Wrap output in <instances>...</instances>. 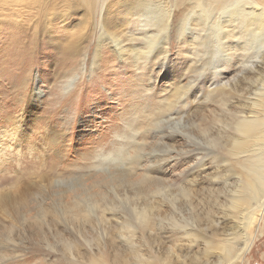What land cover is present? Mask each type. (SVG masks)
<instances>
[{"label": "bare ground", "instance_id": "obj_1", "mask_svg": "<svg viewBox=\"0 0 264 264\" xmlns=\"http://www.w3.org/2000/svg\"><path fill=\"white\" fill-rule=\"evenodd\" d=\"M120 1L103 0L100 10L96 11L94 0H78L76 3L68 0H1L0 6L4 10L0 8V33L9 35L7 42L11 48L2 51L0 62L21 58L16 65L19 70L16 77L19 78L27 71V53L44 46L38 40H59L51 36L49 30L56 23L69 22L73 17L79 21L75 30H87L80 35L78 43L85 42L89 34L97 29L98 45L108 41L121 54L127 51L121 46V38L125 39L126 36L123 32H117L119 27L127 25L121 20L137 21L146 33L142 36L140 48L131 46L129 49L131 56L147 58L154 54L163 62L168 52L167 32L171 28L172 13L165 11L154 0ZM182 1V12L176 11L175 16L185 13L178 20L175 33L183 38L190 32L194 38L192 42L197 39V55L208 56L206 60L212 61L225 49L224 40L233 31L228 32L227 29H237V26L245 47L251 46L255 50V58L263 57L264 8L258 9L259 5L253 0ZM94 15L100 18L99 28H90ZM116 18H119V23L115 21ZM149 30L153 33H148ZM76 45L70 43L69 48L64 49L61 57L64 63H70L78 54L80 48ZM21 64L26 68L20 70ZM205 66L202 63L196 69ZM190 71L193 72L191 67ZM2 76L0 72V82L3 84ZM17 78L14 76L6 83L17 85L23 80L27 82L25 77ZM68 84L65 88L70 86ZM179 84L173 87V92L161 106L144 115L143 128L129 132L128 143L121 147L122 153L113 152L106 158L96 159L91 167L94 172L88 177L50 180L46 175L26 183L17 179L18 183L0 191V216H8V221H15L19 227L26 225V230L42 237L52 252L54 248L47 237L52 236L54 240L59 238V224L68 227L75 240L59 239L63 251L67 253L68 264H109L104 258L103 247L106 243H100V239L104 236L105 239L113 238L101 227L111 221L117 227V238L125 246L133 247L138 231L152 232L153 228L158 227L174 235L179 234L185 240V250H202L198 256L191 258L196 264H240L254 240L253 228L264 213V79L257 81L255 88L244 95L234 112L228 110L230 92L227 85L214 87L208 95L212 96L215 104L226 107L228 114H220L199 125H194L186 114L176 119L168 117L174 111L173 105L191 89V83ZM38 96L39 92L34 95L36 98ZM11 122L15 123L12 119ZM189 123L194 128L193 132L182 136L189 144L201 142L203 147L198 151H205L203 156H198L199 161L195 164L197 170H204L205 160L209 156L212 162L215 159L221 162L216 166L221 178H215L212 183L223 184V188L212 193L215 197L207 204L208 211L202 215L197 211V191L192 190L193 182L185 179L175 183L160 176L162 165L167 160V149L174 150L172 144L175 137L167 135L165 129L186 128ZM151 132L154 140L148 142ZM160 150L166 154L155 155ZM164 204L171 207V213H165ZM182 206L187 213L182 212ZM29 217L31 222H28ZM82 245L88 256L80 253ZM183 248H178L180 253L169 249V256L179 264L187 260V256L182 255Z\"/></svg>", "mask_w": 264, "mask_h": 264}, {"label": "rangeland", "instance_id": "obj_2", "mask_svg": "<svg viewBox=\"0 0 264 264\" xmlns=\"http://www.w3.org/2000/svg\"><path fill=\"white\" fill-rule=\"evenodd\" d=\"M68 1L76 3L78 0ZM127 1L133 0L124 2ZM102 2L103 0H94L96 11L100 10ZM154 2L172 13L164 64L154 54L147 58L131 56L129 49L131 46L140 48L142 36L146 33L137 21L127 18L121 20L122 23H127L117 31L126 36L125 39L121 38V46L127 51L121 54L108 41L98 45L97 29L89 34L85 42L78 43L80 35L87 30H75L79 22L77 17L51 27L49 33L59 40H38L44 46L27 53V71L19 78L16 77V72H19L16 65L21 62V58L0 62V72L5 81L3 84L0 82V191L18 183L17 179L26 183L37 181L39 176L46 175L50 180L88 177L94 172L91 167L96 159L106 158L118 151L122 153V148L128 143L129 132L143 128L144 115L161 106L173 92V87L179 83H191V89L173 105L175 113L170 112L172 116L168 117L176 119L179 115L186 114L194 125H199L200 122H207L220 114H228L226 107L215 104L212 96L208 95L214 87L227 85V91L230 92L228 110L234 112L244 95L255 88L257 81L264 79V55L259 59L254 57L255 50L251 46L245 47L244 38L237 26V29H227L228 32L233 31L224 40L223 53H218L212 61L206 60L208 56L202 57L195 52L197 39L192 42L194 38L190 32L183 38L175 33L177 22L185 13L175 16L176 11L182 12L180 9L183 8V1ZM253 2L259 5L258 9L264 8V0ZM0 8L4 10L3 6ZM93 20L94 25L89 23L90 28H99L100 18L94 15ZM115 21L120 22L119 18ZM147 32L153 33L150 30ZM8 38L9 35L0 33V54L11 48ZM70 43L77 44L80 50L70 63H64L61 57ZM202 63L206 66L197 70ZM20 67V70L26 68L24 64ZM14 76L15 79L25 77L27 82L23 80L17 85L6 83L13 80ZM66 83L70 85L67 88ZM38 92L39 96L34 97ZM193 92L196 93L195 98L189 99ZM9 119L15 123H10ZM190 125L189 123L186 128L180 126V129H165L167 135L174 136V141L179 142H173L174 150L167 149V160L162 165L160 176L175 183L185 179L193 182L192 190L197 191V211L202 215L208 211L207 204L215 197L212 193L223 188V184L212 183L215 178H221L216 170L221 162L216 159L212 162L209 156L205 160L204 170H197L195 164L199 160H196L195 164L173 175V172L186 164L185 159H173V153L188 152L189 148L198 151V148L203 147L199 141H194L195 145L189 144L182 136L193 132L194 128ZM150 134L148 142L154 140L152 132ZM198 152L203 156L205 151ZM166 153L160 150L155 155ZM163 208L165 213L172 212L168 204H164ZM181 208L182 212L187 213L185 207ZM8 220V216H0V264H68L67 253L63 251L59 241L61 237L75 240V235L68 227L59 224V238L56 237V240L52 236L47 237L50 246L54 248L52 252L42 237L34 236L33 231L26 230V225L19 227L15 221ZM28 222H31L30 217ZM101 227L113 237L105 239L104 236L100 239V243H106L103 247L104 258L109 264H122V261L126 262L124 264H167L169 261L171 264H179L169 256V249L180 253L178 248L184 247L185 240L179 234L174 235L173 232L164 228L160 230L158 227L153 228L152 232L138 231L133 247H130L123 245L117 238V227L112 221ZM253 230L255 234L251 248L240 264H264V213ZM79 249L82 256H88L85 246L82 245ZM92 250L96 252L94 247ZM202 252L196 248L190 251L183 248L182 255L187 256V260L182 264H196L191 258Z\"/></svg>", "mask_w": 264, "mask_h": 264}, {"label": "snow or ice", "instance_id": "obj_3", "mask_svg": "<svg viewBox=\"0 0 264 264\" xmlns=\"http://www.w3.org/2000/svg\"><path fill=\"white\" fill-rule=\"evenodd\" d=\"M196 93L193 92L192 96L189 97V99H194L195 98ZM173 142H179V141H173ZM172 156L174 157L173 159H185L186 160V164L184 167H182L181 169L173 172V175H175L176 172L195 164L198 156H199V152L197 150H193L191 148H189L188 152H184V153H173ZM172 159V160H173Z\"/></svg>", "mask_w": 264, "mask_h": 264}]
</instances>
